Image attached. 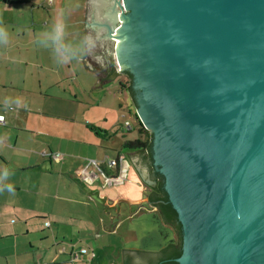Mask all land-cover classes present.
<instances>
[{"label":"water","instance_id":"water-1","mask_svg":"<svg viewBox=\"0 0 264 264\" xmlns=\"http://www.w3.org/2000/svg\"><path fill=\"white\" fill-rule=\"evenodd\" d=\"M114 1L94 23L152 135L182 231L174 261L264 264V0ZM159 251L124 247L123 264Z\"/></svg>","mask_w":264,"mask_h":264},{"label":"crops","instance_id":"crops-1","mask_svg":"<svg viewBox=\"0 0 264 264\" xmlns=\"http://www.w3.org/2000/svg\"><path fill=\"white\" fill-rule=\"evenodd\" d=\"M20 1L23 4L10 5L0 1V23L7 29L8 34L7 43L0 44V71L8 70L10 68L9 62L18 65L16 67L17 70L12 69V76L8 82L2 83L3 79L0 77V113L5 116L6 121V125H0V173L5 168L9 172L8 176L0 179V186H10L5 188L4 191H0V244L13 239L12 252L17 256L13 262H7V259L2 256H0V260H3L2 262L5 261L7 264H104V257L96 255L87 244V240L89 241L90 237L95 234L97 238L100 237L103 231L115 233L119 228L131 233L133 231L136 232L133 225L139 228L141 224H146L147 221L154 218L153 215L148 214L145 217L140 216L157 210L156 208L139 210L141 207L136 206L141 205L143 202L146 203L147 199L141 195H138L139 198L134 195H128L126 198L125 195L128 188H131L129 184L134 182L133 178L136 176L141 179L139 176L140 169L137 167L135 160L129 157L139 150L131 153H119L116 159L110 160H119V166L116 167L117 170H115L116 168L110 170L106 160L102 161L105 163L103 165L102 162L98 161L102 170L91 168L89 176L92 179L88 181L82 177L81 172L86 168L87 160L92 159H83L77 155L78 146L73 139L74 137H72L75 134H72L71 131L63 132V125L60 120L45 114L33 116L32 123L35 128L30 129V120L22 116H15L10 112L6 113L7 111H14V109L10 110L9 107V110H7V107L1 106V104L9 103L7 100L12 98H15L20 106L27 99L30 102L45 103L51 101V95L43 94L45 85L41 84L42 78L40 74L44 76L46 70L52 71L53 68L49 62L43 63L41 66L36 62L32 63L29 61L33 59L32 57H41V53L43 58H52V53L49 49L41 48L36 44L37 34L49 29L56 20L61 18V13H63L67 30L69 28L65 42L75 44L77 42V26L82 24L80 30L84 35L89 33L88 29L92 26L88 16L89 6L95 3L98 7L103 0ZM94 49H91L85 54L84 58L82 57L78 61V63L84 65L82 66L83 71L92 76L102 77L106 81L111 77V80H116L115 77L119 71L114 67V63H105L103 61L104 57L96 55ZM22 66L26 69L25 72H23ZM61 67H58L53 72L49 71V75L52 76L49 82L57 86V89L66 91L65 84L69 76H71L68 74L73 68L68 65L69 71H67L63 65ZM32 72L36 78H41L33 88L25 85L27 77ZM22 78L25 81H21L23 85L20 87L19 83ZM121 87L119 80V89ZM72 90L73 87L69 91ZM69 93L72 96L74 95L71 92ZM74 98L76 101V95H74ZM60 100L65 99L61 98ZM65 101L73 102L71 100ZM71 122H74V120L72 119ZM39 123L40 126L37 128L36 126ZM95 130L97 132L94 134L93 129L89 130L88 127H85L84 133L90 132L93 136L101 138L102 129L95 128ZM36 135L41 136L43 143L36 141ZM15 151L20 153L17 158L14 154ZM60 153H63L64 157H61ZM51 154H60L59 160L53 159ZM89 154L90 158H94L91 157L93 155L91 150ZM119 170L122 176L127 175V171L130 174L132 173V180L127 178L123 184L116 186V189L120 187L122 189L118 196L89 188V185H94L98 180H102L103 189L115 188L104 186L103 174L115 175L119 174ZM74 173L79 179L75 178ZM148 181L149 183H145L151 187V184L154 183H151L152 181L150 180ZM69 191L70 195L77 194L81 205L87 207L82 213L78 212L75 215L62 216L61 212L56 213L48 210L49 207L47 208L46 204H39L36 200L37 197L42 195L45 201L46 199L58 201L54 202L55 205H58L54 209L59 210L62 194H66V198H69ZM90 198L94 199L100 207L99 209L96 208L95 213L91 212L92 204L90 203ZM125 219L131 223L134 222L133 225L130 226L131 223H124ZM77 221H80V223L77 224ZM47 222L49 226L46 225ZM87 222L90 223L88 230L85 227ZM158 222L160 223V221ZM163 222L166 223L164 219ZM168 226L171 234L167 236L168 241L166 243L158 242L160 249L169 247L171 243L175 244L178 241L174 226L171 224H168ZM66 232H70L72 236L68 240V244L61 247L58 241L62 242V240H65L64 235H66ZM36 237L40 241L37 249L42 248L43 250L41 256L35 257L28 253L27 249L20 254L17 253L20 250V243L33 250V238ZM146 237L148 240L155 237L158 238V233L148 230ZM82 249L86 250L83 259L80 262L73 263L71 261L72 252ZM130 249L135 248L131 247ZM92 251L95 257L89 260L90 252ZM38 260L40 263H38Z\"/></svg>","mask_w":264,"mask_h":264},{"label":"rangeland","instance_id":"rangeland-1","mask_svg":"<svg viewBox=\"0 0 264 264\" xmlns=\"http://www.w3.org/2000/svg\"><path fill=\"white\" fill-rule=\"evenodd\" d=\"M111 2L114 3L115 1L111 0ZM88 12H89L88 16L92 24V26L89 27L88 32L94 33L99 41L97 45L94 47L95 54L104 57L103 61L105 63L109 62L110 64H112L114 62L112 56V48H113L112 42H110L108 39L102 36L100 30L96 28L95 26L96 24L94 23V21L96 22L100 21V19L103 16L104 11L102 10L101 4L98 7L97 4L95 3L92 4V6L90 5ZM77 28L78 30L76 34V38H77L76 43H78L79 40L84 36L83 32L80 30L82 28V24H79ZM83 28L85 29V27ZM68 31L69 28L67 32ZM41 57H32L33 59L34 58H40V59H34V60L32 59L29 61L32 63L36 62L39 65L49 62L51 67L53 68L52 71L46 70L44 76L40 74V77L42 78L41 84L45 85L43 87V94L46 93L48 95H51L52 96L51 101L45 103L37 102V101L30 102L27 99V101L26 102L23 101L22 106H20L15 98L8 99L7 101H9V103L1 104V106L7 107L6 108L7 110L14 109V111H7L6 113L10 112L15 116H22L30 120L31 121L29 125L31 127L30 129L35 128V125L32 123L33 116H39L40 114H45L48 116H53L54 118H56V120H60L63 125L62 126L63 132L71 131L72 134H75L74 136L72 135V137H74L73 139L76 141V145L78 146V150L76 151V153L83 159H92L97 162L98 161L102 162L106 160L107 163H109L110 160L116 159L119 153H131L136 151V150L133 151L125 150L122 147L125 141H132L138 137V130L140 128L138 120L135 115L136 114V109L134 107L135 105L133 106V101L131 100V98H129L130 94H128L127 92V89L129 87L128 76L122 75L119 72H117L118 74L115 77L116 80H111L112 79L111 77L106 81L105 79H102V77H98V76L96 77L85 73L82 68V66L84 65L78 63V61L73 60L69 63L62 64L67 71H69V69L67 68L68 65H71L73 68L70 74H68L71 76H69V79L66 81L65 84V89L67 90L63 91L62 89H57V86H54L53 83L49 82L50 78H52V76L49 75V71L53 72L58 67L62 68L61 67L62 65L57 64L54 61L53 57L43 58L42 53H41ZM17 66L18 65L13 64V62H9L10 68H8V70L5 71L3 70L0 71V77L1 79H3L2 83L9 81V79L12 76L11 74L12 69L17 70L16 69ZM22 70L23 72L26 71V69H24V66H22ZM41 78L39 79L36 78L32 72L27 77V81H25V79L23 78L20 80L19 83L20 87L23 85L21 81L24 80L26 86H31L33 88L35 87V85L38 84V81ZM119 80L120 83L124 84V86H122L120 89H119ZM74 84L76 87L74 86ZM48 85L50 86L48 87ZM72 87L73 90L69 91L71 90ZM69 92L76 95L77 97L76 101L74 95L72 96ZM61 98H64L65 100H71L73 102L60 100ZM72 119L74 120V122H71ZM126 123H129L130 125L128 126L126 125ZM39 126L40 123L36 127L38 128ZM89 126L97 129L101 128L102 139L98 138L97 136H93L90 132L85 134L84 128L85 127L89 128ZM148 132L150 133V131ZM36 141L39 143H43V139L41 138L40 135H36ZM90 150L92 151L93 154L91 157L94 158H90V154H89ZM14 154L16 158L20 156L19 151H15ZM60 154L61 157H64L63 153ZM88 155L89 157H87ZM129 157L135 160L137 167L140 169L139 176L141 177V179L137 178L136 176L133 178L134 182L131 184L134 185L129 184V187L131 188H128V191H126L127 193L125 194L126 198L128 197V195H134L135 197L141 195L144 197V194H147L149 192L148 191L149 188L146 185V183L148 182V180L153 181V174H152L153 168L148 161V154L146 150L136 151L135 153L131 154V156ZM102 163L105 164L104 162ZM109 169L114 170L111 168ZM129 171H127L128 173L126 176L127 178H130L132 180V173L130 174ZM74 176L75 178H77L75 173ZM101 181L102 180H98V182H96L94 185L92 186L89 185V188L92 190H98L100 192L103 191L104 193L109 192L112 195L114 194L115 196H118L121 193L122 191L121 187L118 189H116V187L110 189L106 188L107 190L103 189ZM68 195H70V191L68 192ZM78 199L79 198L77 197V194L75 195L71 194L69 198H66V194H62V199L60 201L61 207L59 209L61 211H59L54 209L58 206L57 204L55 205V203L58 201H54L53 199L51 200L46 199L45 201L42 195L36 198L39 204L41 203L46 204V207L47 208L49 207L48 210H52L53 212L56 213L61 212L63 214L62 216L75 215V213L76 214H78V212L82 213L84 210L87 209L85 205L83 206L81 205ZM90 200H91L90 203L92 204L91 212L95 213V211L100 207L97 205V202L94 201V199L90 198ZM147 214L153 215L154 218H151V220L147 221L146 224H141L140 225L141 227L139 228L133 225L134 222L131 223L129 220L125 219L124 223L126 224L131 223L130 226L133 225V228H135L136 232L134 231L132 233L127 232L122 230V228H119L115 233H106L103 231L100 234V237L98 238L96 234L93 237L91 236L89 241L87 240V244L91 247V249L95 252L96 255H102V257H104V264H122L124 247L128 249L134 247L135 249L155 250V251L159 250L160 248L158 246V242L166 243L168 241L167 236L168 235L170 236L171 230L168 224L163 222L162 219L163 217L159 215L158 210H155L152 213L151 212L145 213L143 216L141 215L140 217H145V215ZM158 221H160V223ZM78 223H80V221H77V224ZM89 225L90 223L87 222L85 226L87 230L89 229L88 227ZM148 230L151 231L153 230L154 232H157L158 238L155 237L151 240H148V238L146 237V232ZM71 236L72 234L70 232H66V235H64L65 240H62V242L58 241V244L59 245L61 244V247L66 246ZM13 242L14 240L10 239L5 243L0 244V256L5 257L7 259V262L8 261L13 262L14 259L17 257L12 252ZM39 242L40 241L37 237L33 238V245H34L33 250H31L29 247H26L25 244L20 243L19 244L20 250H18L17 253L20 254L23 251H25V249H27L28 253H31V255H34L35 257L41 256V253L43 252L42 248L37 249L40 244ZM2 261L3 260H0V264H7L5 261L4 262ZM38 263H40L39 260Z\"/></svg>","mask_w":264,"mask_h":264},{"label":"clouds","instance_id":"clouds-1","mask_svg":"<svg viewBox=\"0 0 264 264\" xmlns=\"http://www.w3.org/2000/svg\"><path fill=\"white\" fill-rule=\"evenodd\" d=\"M7 29L0 23V44L7 43ZM67 36V24L61 13V18L56 20L49 29L40 32L36 36V44L45 49H49L52 57L57 64H66L73 60L79 61L82 57L93 49L98 41L94 33L84 35L78 43H66L65 37ZM91 37V39H89ZM9 175L8 170L5 168L0 173V179ZM10 187V186H8ZM0 186V191L5 188Z\"/></svg>","mask_w":264,"mask_h":264},{"label":"trees","instance_id":"trees-1","mask_svg":"<svg viewBox=\"0 0 264 264\" xmlns=\"http://www.w3.org/2000/svg\"><path fill=\"white\" fill-rule=\"evenodd\" d=\"M1 2H3V1H1ZM3 3L10 4V5L23 4L20 0H17L15 2H3ZM121 85L124 86V84H122V83H121ZM127 92H131V86L127 89ZM131 94H132V92H131ZM129 98H130V96H129ZM131 100L133 101L132 98H131ZM134 105L135 104L133 101V106ZM0 114H2V113H0ZM136 118L138 120L139 127H140L138 130V137L132 141H125L123 143L122 147L125 150L144 151L151 144L152 135L141 125L137 115H136ZM89 128L93 129V131H96L95 128H91V126H89ZM115 170H117V168ZM109 175H111V174H109ZM163 186H164V184H163V180H162L161 182L158 183V186L156 189L157 192L154 195H152L149 198V200L156 207L159 214L164 218L166 223L174 224L176 219H177V214H176L175 210L172 208V206L169 204L168 197H167V194H166ZM164 251L166 252V258L169 259L166 264H177L174 260L181 255V242L178 240V241H176L175 244L171 243L169 248L167 250L164 249Z\"/></svg>","mask_w":264,"mask_h":264},{"label":"built area","instance_id":"built-area-1","mask_svg":"<svg viewBox=\"0 0 264 264\" xmlns=\"http://www.w3.org/2000/svg\"><path fill=\"white\" fill-rule=\"evenodd\" d=\"M1 1H3V2H15L17 0H1ZM0 125H2V126L6 125L5 117L2 114H0ZM126 125L129 126L130 124L126 123ZM51 156L55 160H59V158H60V154H51ZM118 164H119V160H113V161H110L108 163V165H109V167L111 169H115L116 167H118L119 166ZM102 165H103V163H102ZM91 168L102 170L99 162H97L95 160H87L86 168L81 172L82 177L85 180L91 181L92 178L89 176ZM103 176H104V186H106V187H116L118 185L123 184L126 181V179H127L126 175L125 176L121 175L120 170H119V174H115V175H109V174L105 175V174H103ZM46 225L49 226V223L47 222ZM85 253H86L85 249H82L80 251H73L72 254H71V261L73 263L80 262L83 259V256L85 255ZM94 257H95L94 252L93 251L90 252L89 260H91Z\"/></svg>","mask_w":264,"mask_h":264},{"label":"flooded vegetation","instance_id":"flooded-vegetation-1","mask_svg":"<svg viewBox=\"0 0 264 264\" xmlns=\"http://www.w3.org/2000/svg\"><path fill=\"white\" fill-rule=\"evenodd\" d=\"M101 6H102V10L103 11L107 10V8L109 7L108 0L107 1L106 0L101 1ZM93 30H95V29H93ZM127 75L130 76L129 74H127ZM130 83H131V76H130ZM131 92H132V90H131ZM131 92H128V94H130L129 95L130 98H133L132 95H131ZM148 160L152 163V168H153V173L152 174H153V182H154V184L151 187L148 186V188H149L148 191L149 192L147 193V195L144 194V198L147 199V202L146 203L143 202L144 204L142 203L141 205H137L136 206V207H139V206L141 207V208H139V210L156 208L150 202L149 198L157 192L156 189H157L158 183L163 180L161 175L159 173H156L155 168L153 167V158H152L151 154L148 156ZM171 225L174 226V228L176 230V238H177V240H180L181 246H182V231H181V226H180V224L178 222V218L176 219L175 223L171 224ZM167 249H165V250H167ZM159 253H161V256L158 257L157 261L154 264H166L168 262V260H169V259L166 258V252L164 251V249L163 250L160 249Z\"/></svg>","mask_w":264,"mask_h":264},{"label":"bare ground","instance_id":"bare-ground-1","mask_svg":"<svg viewBox=\"0 0 264 264\" xmlns=\"http://www.w3.org/2000/svg\"><path fill=\"white\" fill-rule=\"evenodd\" d=\"M108 18H110V14H108Z\"/></svg>","mask_w":264,"mask_h":264}]
</instances>
